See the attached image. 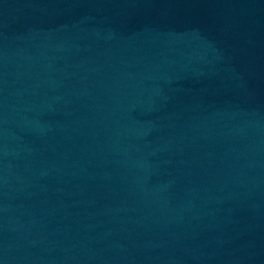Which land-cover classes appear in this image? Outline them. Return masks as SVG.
<instances>
[{
	"label": "water",
	"instance_id": "95a60500",
	"mask_svg": "<svg viewBox=\"0 0 264 264\" xmlns=\"http://www.w3.org/2000/svg\"><path fill=\"white\" fill-rule=\"evenodd\" d=\"M0 264H264V0H0Z\"/></svg>",
	"mask_w": 264,
	"mask_h": 264
}]
</instances>
